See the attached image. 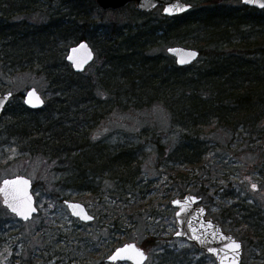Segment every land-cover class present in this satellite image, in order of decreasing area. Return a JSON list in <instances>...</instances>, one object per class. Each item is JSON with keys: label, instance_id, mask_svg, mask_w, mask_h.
I'll return each mask as SVG.
<instances>
[{"label": "rangeland", "instance_id": "1", "mask_svg": "<svg viewBox=\"0 0 264 264\" xmlns=\"http://www.w3.org/2000/svg\"><path fill=\"white\" fill-rule=\"evenodd\" d=\"M64 1L70 0H38L34 10L13 11L16 0H0V16L39 26L49 21V13H69L70 4ZM184 1L193 9L208 5L245 7L242 0ZM208 1L211 2L206 4ZM163 10L158 6L152 13L160 17ZM92 12L100 25L94 34L98 38L113 21L124 24L132 20L130 14L145 13L137 11L134 4L113 11L97 5ZM245 18L251 23L253 16ZM242 30L250 43L261 42L264 18L262 23L242 26ZM239 37L235 36L238 44ZM94 40L88 42L97 55L98 44ZM175 41L158 47L156 52L178 45L194 48L192 37ZM76 43L73 36L61 43L64 57ZM258 58L264 62V55ZM102 67L97 55L84 74L94 77ZM31 87L47 101L52 97L44 75L31 70H7L0 60V92L15 93L9 113L16 103L24 102L23 93ZM9 119L10 115L4 112L0 121V182L16 175L29 176L36 186L39 213L23 222L2 206L0 198V264H113L108 261L113 250L129 242L147 251L146 264H218L213 256L197 250L188 240L175 238L176 212L171 200L188 193L200 196L208 214L243 241V264H264V119L255 126H240L236 132L217 124L205 127V150L200 161L182 164L167 158L180 144L181 130L164 106L117 108L96 122L89 136L118 149L134 148L141 160L139 171L130 182H119L107 175L92 177L89 190L66 187V175L57 169V164L22 152L8 134ZM161 145L165 152L159 148ZM65 200L82 202L97 221L91 226L82 223L70 214Z\"/></svg>", "mask_w": 264, "mask_h": 264}, {"label": "trees", "instance_id": "2", "mask_svg": "<svg viewBox=\"0 0 264 264\" xmlns=\"http://www.w3.org/2000/svg\"><path fill=\"white\" fill-rule=\"evenodd\" d=\"M37 3L16 0L13 11L34 10ZM64 3L70 4L69 13H49L39 26L0 16V60L7 70H31L48 79L52 97L42 109L30 110L22 101L11 114L10 105L6 109L8 134L22 152L57 164L66 187L89 190L92 177L130 182L138 173L141 160L134 148L118 149L89 136L95 123L117 108L164 106L181 130L180 144L167 158L182 164L200 161L205 127L236 132L264 119V62L258 58L264 55V36L250 43L242 30L262 23L264 9L208 5L173 17L134 13L127 23L107 25L98 38L96 2ZM246 15L253 16L251 23ZM72 36L77 43L96 37L103 67L94 77L75 73L66 62L60 45ZM189 37L201 50L197 63L178 66L166 52H156Z\"/></svg>", "mask_w": 264, "mask_h": 264}, {"label": "water", "instance_id": "3", "mask_svg": "<svg viewBox=\"0 0 264 264\" xmlns=\"http://www.w3.org/2000/svg\"><path fill=\"white\" fill-rule=\"evenodd\" d=\"M69 1V0H68ZM80 1V0H70ZM91 1V0H90ZM97 5L107 10H118L134 4L141 12H152L156 7H163V15L173 17L193 10L192 5L184 0H93ZM244 6L258 10L264 9V0H242ZM166 52L175 59L178 66L187 67L197 63L201 57V50L182 45L169 46ZM195 53V56H191ZM66 62L77 74H83L97 58L96 50L87 40H82L68 49ZM14 92H0V121L5 110L14 97ZM23 101L30 110H40L46 105L43 94L31 87L23 93ZM33 180L26 175H16L4 178L0 182V198L2 206L23 222L33 219L39 212L37 198L34 194ZM201 197L191 193L184 197L177 196L171 200L175 208L177 231L175 238L188 240L197 250L215 258L218 264H243L245 245L236 236L225 230L220 220L208 214V210L201 203ZM70 214L84 223L94 220V215L82 202L74 200L64 201ZM236 245H239L237 248ZM149 256L146 250L135 242L125 243L116 248L108 258L111 263L129 262L131 264H146Z\"/></svg>", "mask_w": 264, "mask_h": 264}, {"label": "flooded vegetation", "instance_id": "4", "mask_svg": "<svg viewBox=\"0 0 264 264\" xmlns=\"http://www.w3.org/2000/svg\"><path fill=\"white\" fill-rule=\"evenodd\" d=\"M33 186H34V183H33ZM35 187L36 186H34V189L33 190H35ZM34 194H35V192H34ZM37 198V197H36ZM66 201V200H65ZM64 203V202H63ZM38 204V203H37ZM65 205V204H64ZM85 205V204H84ZM88 208V207H87ZM88 211H89V209H88ZM39 213V212H38ZM89 213H91L92 214V212L91 211H89ZM93 215V214H92ZM97 221V217L94 215V220L93 221H90V223H84V222H82V223H84V224H86V225H89V226H91L92 224H94L95 222ZM145 250V249H144ZM114 251V250H113ZM113 253V252H112ZM110 257V256H109ZM111 263V262H110ZM114 263H124V262H114ZM113 263V264H114ZM129 263V262H128ZM129 264H131V263H129Z\"/></svg>", "mask_w": 264, "mask_h": 264}, {"label": "snow or ice", "instance_id": "5", "mask_svg": "<svg viewBox=\"0 0 264 264\" xmlns=\"http://www.w3.org/2000/svg\"><path fill=\"white\" fill-rule=\"evenodd\" d=\"M191 56H193V57H194V56H195V53H192V54H191ZM236 247L238 248V247H239V245H236Z\"/></svg>", "mask_w": 264, "mask_h": 264}]
</instances>
